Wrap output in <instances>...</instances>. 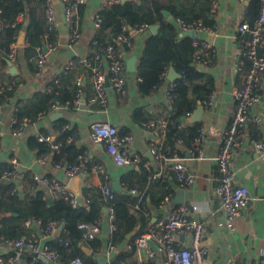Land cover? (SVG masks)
<instances>
[{
  "label": "crops",
  "instance_id": "0c3cea01",
  "mask_svg": "<svg viewBox=\"0 0 264 264\" xmlns=\"http://www.w3.org/2000/svg\"><path fill=\"white\" fill-rule=\"evenodd\" d=\"M26 1L24 0L23 4ZM68 1L71 0L45 1V7L50 3L57 13V28L53 31L56 50L48 55L40 73H36V48L35 55L30 57L25 51L27 46L25 35L20 41V34H25L23 29L16 37L15 62L8 60V53L4 54L0 51V87L13 84L11 90L2 91L11 93L5 101L0 102V173L4 170L14 171L11 180L0 183V200L11 208L18 209H22L25 203L36 196L47 200L50 197L47 187L35 181L34 177L56 178L67 185L68 177L61 169L56 168V164L60 163H54L49 155H38L28 143L30 137L45 134H51L56 141L60 135L56 132L60 130L61 125H64L68 127L65 131L69 133L66 143H71L81 152V156L87 155L92 164L101 165L113 190L128 199L127 207L131 218L129 222L123 223L122 229L112 231L108 222L107 205L100 191L101 175L90 170L83 174L79 184L80 195H76L77 205L83 204L89 209L90 200L95 201L97 198L100 208L97 218L102 220L101 230L93 243L80 242V240L76 243L85 256L90 258L92 264H143L163 261L165 257L158 253L156 237L160 232L156 229V224L163 221L167 214L180 204L196 206L195 210L190 211L189 218L205 226L202 242L207 249L205 264H264V148L259 151L253 148L255 141L264 143V75L260 86V102L250 109V116L257 117L259 123L249 122L242 130V143L235 150L231 160L234 184L247 188L250 195L249 204L231 224H226L214 192L219 177L216 156L222 134L234 113L233 92L240 85L247 66L242 54L243 44L237 37V28L243 22L253 23L258 16V0H216L218 8L214 12L211 11L208 0H119L120 2L135 1L139 5L145 2L146 8H151L154 16L157 15L156 9H159L162 18L176 26L179 37L185 34L180 29L178 19L202 21L205 20L203 18L205 15L214 25V32L198 31L194 37L211 44L215 50L210 65L200 66L192 63L195 68L212 79L211 104L196 102L197 106L199 104L203 106L199 122H196L199 123V129L204 131V136L198 143L200 151L199 154L192 156L189 150L193 143L190 146L185 139L179 138L176 139L171 150L169 148L165 150L170 157H165L162 152L165 130L163 131L159 124L161 122L167 124L166 117L171 107L166 101V89L171 82L180 77V73L172 65L168 66L159 84L145 95L139 93V78L136 73L144 41L147 36L157 32L158 23L154 24L156 25L154 32L147 26L143 31L133 34V46L128 50L125 60L127 72L125 96L119 97L108 89L107 104L101 111L87 105H83L78 110L52 109V104L62 103H51L48 111L39 114L35 120H30L31 123L21 134H15L10 128V120L17 117V108L24 106L28 110L33 109L41 94L51 93L57 88L63 93L69 91L73 94L75 86L72 78L76 74H83L85 77L86 95L93 93L88 70L73 69L71 77L64 76L63 72L68 61L91 55L93 50L91 40L98 29L93 27L94 16L107 6H104V0H85L78 10L80 38L70 43L69 31L63 17L64 5ZM23 17L19 21H22ZM54 94L62 95L59 91H54ZM192 113L187 114L183 119L191 116ZM95 121L107 122L117 126L120 132L131 135L133 140L128 149L138 156L139 161L123 166L114 164L107 155L105 146L93 142L90 137L89 126ZM152 123L154 125H151ZM179 124L178 128L184 131L182 135L187 136L186 126L193 123L184 121ZM173 156L181 159L187 169L194 174L195 181L192 185L182 186L177 181L167 160ZM152 175H155L154 179L151 178ZM3 184L11 185V190H5ZM13 189L14 193H12ZM133 190L135 192H132ZM4 215L8 217L9 213ZM14 216H17V213H14ZM27 221L30 222L29 225L26 224ZM59 226L62 227V224L57 223V232L42 235L34 221L26 220L24 227L27 235L22 237L35 236L42 244L47 245L58 239L66 248L68 240H62L60 237L62 228L58 230ZM150 231L155 234L153 242L157 247L148 243L145 248H135L133 246L135 239ZM190 239V233L175 236V241L181 247H187ZM5 240L9 239L0 237V258H6L14 249L7 246ZM64 241H67L66 245ZM110 245H114L115 248L110 250ZM73 252H75L73 248L68 250V254ZM28 256L32 257L31 252L21 249L18 261L26 264Z\"/></svg>",
  "mask_w": 264,
  "mask_h": 264
},
{
  "label": "built area",
  "instance_id": "2783aa9c",
  "mask_svg": "<svg viewBox=\"0 0 264 264\" xmlns=\"http://www.w3.org/2000/svg\"><path fill=\"white\" fill-rule=\"evenodd\" d=\"M259 1L258 16L249 24L248 22L241 23L237 28V37L243 44V57L247 62V66L240 85L233 92L234 113L229 125L222 134L221 145L216 156L218 165L219 177L217 179L214 192L217 196L223 214L225 223L231 224L232 221L240 216L241 212L246 208L250 201V195L246 187L234 184V170L231 165L232 156L235 150L241 145L243 134L242 130L249 122L258 124L257 117L250 116V109L260 102V86L264 75V0ZM85 0H71L64 5L63 17L69 31V42L74 43L79 40L80 32L78 27V10ZM119 0H104V6H112L117 4ZM211 11H216L218 2L216 0H208ZM1 14V12H0ZM23 17V13H19L16 22ZM181 31L183 32H198L210 31L214 32V26H206L201 21L186 23L183 20H177ZM45 22L48 31H55L57 28V13L54 7L47 3L45 7ZM101 17L99 14L94 16L93 27L99 28ZM147 25L140 24L133 27L122 25L120 32L112 38V42L101 45L97 40L92 39L91 45L93 50L90 57H78L68 61L65 66L63 75L68 77V74L73 69H86L89 71L90 86L93 91L92 95L87 96L84 88V75L76 74L73 79L75 92L71 100H67L61 105L52 104V109L59 108H74L78 110L83 105L96 107L98 110L105 108L107 104L108 89L112 90L119 97H123L127 93L126 87V54L133 46V34L143 31ZM47 34L44 35L46 40ZM191 45L194 48L193 62L196 65L208 66L212 63L215 55V50L211 44L202 42L192 37ZM16 43L12 42L9 46L8 60L15 62ZM46 50V51H45ZM56 50L54 43L44 42L43 47H36L37 72L40 73L47 61L50 53ZM165 73V72H164ZM163 73V75H164ZM162 75V76H163ZM71 79V78H70ZM107 82V84H106ZM13 84L0 87V91L11 90ZM175 83L171 82L166 89V101L170 106L173 98ZM212 94L206 105L212 102ZM1 111V104H0ZM1 122V114H0ZM29 118L18 120L13 117L9 126L17 135L23 132L24 128L30 124ZM151 125H154L152 123ZM160 128L164 131L166 122H161ZM68 127L64 126L56 133L61 134ZM90 137L93 142L101 143L105 146V150L112 162L118 166L131 165L137 163L139 158L132 154L128 146L133 138L129 134H121L117 126L107 122L95 121L89 126ZM204 131L199 129L197 136L194 138L193 146L189 152L192 156L199 154L198 143L202 140ZM40 142L46 143L51 149L58 150L60 143L56 142L51 134L38 136ZM253 148L256 151L264 148V143L255 141ZM170 162V167L175 173L177 181L182 186H190L195 181V176L191 173L181 159L173 156L167 159ZM56 168L61 169L66 177H71L78 174H86L92 171L101 175L102 182L100 191L104 201L107 203L114 198V190L111 187L110 181L105 169L98 164H92L87 155L80 157L78 164L62 166L56 164ZM14 176L13 170H4L0 173V183L11 180ZM152 179L155 175H152ZM35 181L43 183L48 190L51 198H63L68 201L73 207L77 205L76 194L67 188L65 183L59 182L56 178L49 177H34ZM15 190H12L14 193ZM132 192H135L134 190ZM108 222L112 231L116 229L114 224V214L112 207L107 205ZM196 206H188L180 204L173 208L163 221L156 224V229L160 234L156 237L158 241V253L165 258L161 262H145L143 264H205L207 249L203 246V235L205 226L189 218L191 210H195ZM30 224L29 221L26 222ZM40 234L49 235L57 232V223L49 221L42 223L40 220L34 221ZM102 220L97 218L93 221H81L77 223V228L80 231V242H88L94 240L100 232ZM190 233L191 239L187 247H181L176 241V235H186ZM155 239V234L150 231L141 234L133 243L137 249L147 247L150 241ZM5 244L13 249L12 254L6 258H0V264H15L20 258V250H29L32 254V260L29 264H34L35 261H41L49 264H83L79 257H74L68 261L60 259L57 249L50 247L47 244H42L35 236L22 237L17 240H5ZM65 245L67 241H64ZM110 250L115 248L110 245Z\"/></svg>",
  "mask_w": 264,
  "mask_h": 264
},
{
  "label": "trees",
  "instance_id": "16d2710c",
  "mask_svg": "<svg viewBox=\"0 0 264 264\" xmlns=\"http://www.w3.org/2000/svg\"><path fill=\"white\" fill-rule=\"evenodd\" d=\"M23 1L0 0V51L7 54L10 44L16 42L18 33L23 29L27 41L25 51L29 53L30 57H33L36 47H42L45 41L49 43L55 42V33L48 31L46 27L44 17L46 0H27L25 4H23ZM145 5V2L139 5L135 1H119L117 4L104 7L99 11L101 23L93 39L103 46L112 42V38L120 32L122 25L133 27L140 24L147 26L159 24L157 32L147 36L144 41L136 73L139 78L138 90L142 95L150 93L159 84L168 66L172 65L180 73V77L174 81V98L170 104L171 110L166 117L167 124L164 129L165 138L162 152L165 157H170V154L165 153V150L168 148L171 150L175 145L176 139H185L191 146L197 136L199 123L188 124L186 126L187 136L184 137L182 135L184 131L178 128L180 125L178 120L192 113L197 106L196 102L198 104L208 100L212 93V79L192 64L194 51L191 45L192 38L186 35L179 37L176 26L171 21L164 20L159 9H156L157 15L154 16L152 9H147ZM202 12L204 13V9ZM19 13L24 14L23 20L17 22L14 27L12 25L16 22ZM203 18L205 20L201 22L204 25L214 26L207 20L205 15ZM182 20L186 23L193 22L185 18ZM45 34H47L46 40H44ZM71 71L68 77H71ZM54 91H59L62 95H55ZM54 91L48 94H41L31 110L24 106L18 107L16 110L17 119L21 120L23 117H27L29 120H35L39 114L48 111L51 103H64L67 100H71L74 95L73 91V94L69 91H64L63 93L59 88ZM10 93L0 91V102L5 101ZM63 126L61 125L59 129ZM121 134L125 133L121 131ZM68 136V131H63L57 137L56 141L60 143L58 152L50 149L46 143L40 142L38 136L30 137L28 143L30 148L36 151L38 155H49L54 163L72 165L79 162L81 152L76 150L71 143H66ZM3 186L5 190H11V185L3 184ZM16 199H18V196H16ZM127 202V197L114 191V198L106 203V205L112 207L113 222L117 230L122 229L124 227L123 223L129 222L131 218ZM89 206V209H86L83 204L73 207L63 198H55L51 204H48L46 199L43 200L41 196H36L30 202L25 203L22 209H18L15 207L11 208L0 200V237L17 240L27 235L24 227L26 220H40L42 223L55 221L58 224H62V230L60 231L62 240H68L66 248L63 247L58 239L49 242L50 247L58 250L60 259L68 261L80 255L79 258L82 259L83 264H92L93 262L90 258H87L79 246H76L80 237L77 223L93 221L100 213L97 198L95 201L90 200ZM6 213H9L8 217L4 215ZM14 213H17V216H14ZM93 241L89 242L93 243ZM71 248L75 252L68 254V250ZM31 260L32 257L28 256L26 264H29ZM15 264L22 263L17 261ZM34 264L46 263L35 261Z\"/></svg>",
  "mask_w": 264,
  "mask_h": 264
},
{
  "label": "water",
  "instance_id": "95a60500",
  "mask_svg": "<svg viewBox=\"0 0 264 264\" xmlns=\"http://www.w3.org/2000/svg\"><path fill=\"white\" fill-rule=\"evenodd\" d=\"M164 14H166V13H164ZM149 27L154 32V30L156 28V25H151ZM184 34L187 35V36H190V37H195V35H196L195 32H190V31L184 32ZM24 35H25L24 33L20 34V41L23 40ZM106 84H107V82H106ZM202 111H203V106L201 104H199L195 108V110L193 111L191 116L187 117L186 119H180V120H178V122H181V123L184 122V121L189 122V123L199 122V119H200ZM82 178H83V175L82 174H78V175H75V176L71 177L69 179L68 183H67V188L70 189L71 191H73L77 196L80 195V193H79V184H80ZM47 201H48V203H51V201H52L51 197H49L47 199ZM61 228L62 227L59 226L58 230H61ZM149 244L151 246L157 247V244L155 242H153V241H150Z\"/></svg>",
  "mask_w": 264,
  "mask_h": 264
}]
</instances>
